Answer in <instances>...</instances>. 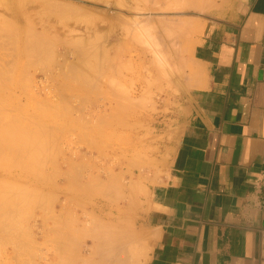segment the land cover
Here are the masks:
<instances>
[{
    "label": "rangeland",
    "instance_id": "1",
    "mask_svg": "<svg viewBox=\"0 0 264 264\" xmlns=\"http://www.w3.org/2000/svg\"><path fill=\"white\" fill-rule=\"evenodd\" d=\"M46 1L0 0V264H143L149 187L168 172L192 52L226 0L194 1L172 37L132 21L137 0Z\"/></svg>",
    "mask_w": 264,
    "mask_h": 264
},
{
    "label": "crops",
    "instance_id": "2",
    "mask_svg": "<svg viewBox=\"0 0 264 264\" xmlns=\"http://www.w3.org/2000/svg\"><path fill=\"white\" fill-rule=\"evenodd\" d=\"M192 60L168 172L149 187L143 264H264V0H226Z\"/></svg>",
    "mask_w": 264,
    "mask_h": 264
},
{
    "label": "bare ground",
    "instance_id": "3",
    "mask_svg": "<svg viewBox=\"0 0 264 264\" xmlns=\"http://www.w3.org/2000/svg\"><path fill=\"white\" fill-rule=\"evenodd\" d=\"M15 2H16V0H14ZM18 1V0H17ZM36 1V0H35ZM39 2H41L40 4H42L44 1H46V0H38ZM49 0H47L46 2H48ZM50 1H52V0H50ZM121 1V0H120ZM126 1V0H125ZM124 1V2H125ZM137 1L139 2V3H137ZM135 0V3H137L138 5L140 4H143V5H145L144 7H141V6H137V8H138V11L135 13V18H132V21L135 23V24H137V25H139L140 27L141 26H143V24H144V22H142L141 21V23H140V20L141 19H144L143 17L141 18V19H139V17H141V16H146V17H150V19H151V21L153 22L152 24H153V26H155L154 28L155 29H157L158 31H159V33L160 32H162V34L164 33V34H166L167 35V33L168 34H171V37L173 36L172 34L174 33L175 34V31H177V29L179 30V32H184V33H187V32H185V31H187L188 29H189V25L187 26V25H185L184 24V26H183V28H182V26L179 24V23H182V18H181V16H183V15H186L187 14V12L185 11V9H186V7H188V6H190V7H193L192 5H193V2L195 1V3L197 2V1H199V0H192V1H190V0ZM201 1V0H200ZM197 2L199 5V7H200V4H201V6H203L202 4L204 3H201V2ZM9 2V1H8ZM31 2H34V1H27L25 4L27 5V4H31ZM38 2V3H39ZM52 3H53V1H52ZM118 3H119V1H118ZM194 3V5H196ZM4 4V3H3ZM49 4H51V3H49ZM8 5H9V3H8ZM7 5V9H10V5L8 6ZM11 5H12V7H13V1H11ZM61 5V4H60ZM59 5V6H60ZM65 5V4H64ZM64 5H62V7L64 6ZM67 6H69L68 4H66ZM65 5V6H66ZM123 5V4H122ZM158 6V9H155V7H152V6ZM208 6L209 5H211V2H210V4H207ZM4 6V5H3ZM64 6V7H65ZM70 6H71V4H70ZM197 5L195 6V7H198ZM205 6V5H204ZM212 6V5H211ZM61 7V6H60ZM61 7V8H62ZM72 7V6H71ZM198 7V8H199ZM44 8V7H43ZM77 8H78V6H77ZM201 8V7H200ZM207 8H209V7H207ZM12 9V8H11ZM60 9V8H59ZM71 10H72V8H70ZM84 9H86L85 8V6H84ZM68 10V9H67ZM75 9H74V6H73V11H74ZM77 11V10H76ZM81 11H82V9H81ZM146 11V12H145ZM174 11V12H173ZM46 12V11H45ZM56 12V11H55ZM6 13V12H5ZM72 13V12H71ZM77 13V12H76ZM95 13V12H94ZM99 13V12H98ZM197 13V12H196ZM200 13V12H199ZM198 13V14H199ZM151 16H153V17H156V18H151ZM170 16H176V17H180V18H177L176 20H174L172 17L171 18H167V17H170ZM145 17V18H146ZM159 17V18H158ZM121 18V17H120ZM93 19V18H92ZM111 20H113V19H111ZM122 20V19H121ZM129 21H131V20H129ZM128 21V22H129ZM131 21V22H132ZM104 22V21H103ZM132 22V23H133ZM184 22V21H183ZM187 22H188V20H187ZM131 23V24H132ZM143 23V24H142ZM175 23H178L177 24V26L178 25H180L179 27H176L175 26ZM129 25H131L130 23H128ZM150 24V23H149ZM148 24V25H149ZM136 25V26H137ZM133 26H135V25H133ZM135 26V27H136ZM153 26H151V28L153 29ZM187 26V27H186ZM67 27V26H66ZM143 27H146L145 26V24H144V26ZM157 27H160V28H157ZM191 28V27H190ZM142 29H144V28H142ZM184 29V30H183ZM186 29V30H185ZM198 29V28H197ZM142 31V30H141ZM155 32H157V31H155ZM166 32V33H165ZM198 32V31H197ZM158 33V32H157ZM161 34V33H160ZM188 34H189V32H188ZM200 34V33H199ZM154 35V34H153ZM152 35V36H153ZM158 34H156V36H157ZM166 35L164 36V35H160L161 37L162 36H164V37H162V40L163 39H169V38H171V37H167V38H165L166 37ZM155 36V37H156ZM177 36V35H176ZM160 37V38H161ZM181 38V37H180ZM175 39H177V38H175ZM170 40V39H169ZM171 41L172 40H170V42L169 43H171ZM175 41V40H174ZM168 41H166V42H162L161 43V41H160V43H161V45L162 44H164L163 46H166V47H168L167 46V43ZM175 43V42H174ZM170 45V44H169ZM174 45V44H173ZM171 48V47H170ZM173 49V48H172ZM171 49V51H173ZM170 54V53H169ZM171 56V55H170ZM174 56H176V55H174ZM169 59L171 60V58L169 57ZM93 76V75H92ZM95 79V78H94ZM97 80V79H96ZM131 187V186H130ZM139 188V187H138ZM130 191H132V190H130ZM122 197V196H121ZM133 216V215H132ZM114 223V222H113ZM105 224V223H104ZM124 240V239H123ZM123 240L121 241V239H120V241L121 242H123ZM116 241V240H115ZM114 241V242H115ZM121 242H119L117 245V247L120 249V250H125V246L127 245V246H130V244L129 243H126V241L124 240V242H125V246L124 245H122L123 243H121ZM128 242V241H127ZM111 243V242H110ZM133 245H136V244H134L133 243ZM144 245V244H143ZM126 246V247H127ZM132 246V245H131ZM136 247V246H135ZM128 248V247H127ZM130 248H132V247H129L128 248V252H130ZM135 251H137V249L136 250H134L133 251V249H132V252H135ZM138 253V252H137ZM126 254V253H125ZM128 254V253H127ZM129 254H131V252L129 253ZM134 254H132V256H133ZM135 256V255H134ZM140 256V255H139ZM138 257V256H137ZM116 258V257H115ZM130 258V257H129ZM128 258V259H129ZM132 258V257H131ZM130 258V259H131ZM117 259V258H116ZM108 260V259H107ZM112 260V259H111ZM116 261V260H115ZM119 261V260H118ZM121 261H122V259H121ZM130 261V260H129ZM133 261V260H132ZM102 262H104V261H102ZM106 262V261H105ZM128 262V261H127ZM107 263V262H106ZM110 263V262H109ZM122 264H123V261L121 262ZM124 264H126L125 262H124Z\"/></svg>",
    "mask_w": 264,
    "mask_h": 264
}]
</instances>
